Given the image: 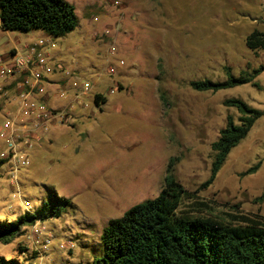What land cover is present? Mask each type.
<instances>
[{"label":"rangeland","instance_id":"1","mask_svg":"<svg viewBox=\"0 0 264 264\" xmlns=\"http://www.w3.org/2000/svg\"><path fill=\"white\" fill-rule=\"evenodd\" d=\"M64 1L78 21L71 32L56 38L0 28V54L33 39L48 41L46 64L58 83L71 77L93 83L105 103L92 104L74 128L58 129L56 141L19 173L18 190L10 184L11 163L0 170V223L38 210L53 191L69 206L58 218L34 224L53 237L51 261L91 264L103 253L100 236L108 222L157 197L167 169L188 193L190 210L222 220L264 218V113L207 183L211 144L227 117L239 116L223 102L237 98L264 112V90L252 84L215 93L190 87L224 81L227 71L237 77L264 67V49L245 43L253 31L264 33V0ZM255 82L264 87V71ZM31 227L0 244V258L22 262L18 247L32 248ZM66 241L74 248L57 250Z\"/></svg>","mask_w":264,"mask_h":264},{"label":"trees","instance_id":"2","mask_svg":"<svg viewBox=\"0 0 264 264\" xmlns=\"http://www.w3.org/2000/svg\"><path fill=\"white\" fill-rule=\"evenodd\" d=\"M77 22L74 7L64 0H0V28L4 31L41 30L60 38ZM245 43L250 50L264 49V33L253 31ZM262 71L263 66L237 77L227 71L224 81H193L190 87L197 92L215 93L252 84L264 90L255 82ZM94 102L99 106L105 99L96 94ZM223 104L239 116L236 120L228 116L211 144L214 159L207 183L213 181L230 151L264 113L237 98ZM257 167L244 174L253 173ZM187 198L186 190L167 169L157 197L133 205L120 218L108 222L100 236L103 253L91 264H264V218L235 215L229 220L217 219L190 210L184 203ZM68 206V200L50 191L49 200L38 210L0 223V244L12 243L39 220L58 218ZM18 251L24 254L22 262L0 258V264H29L35 256L27 246H19Z\"/></svg>","mask_w":264,"mask_h":264},{"label":"built area","instance_id":"3","mask_svg":"<svg viewBox=\"0 0 264 264\" xmlns=\"http://www.w3.org/2000/svg\"><path fill=\"white\" fill-rule=\"evenodd\" d=\"M47 44L48 41L38 39L23 49L9 50L6 56L0 54V101H4L6 111L0 123V140L6 150L2 160L5 164L11 163L10 184L17 190L18 173L30 164L28 152L41 140L38 132L45 134L52 127L69 125L76 113L87 109L98 94L94 90L95 84L81 83L78 77L66 81L68 89L58 82L46 81V74L50 72L46 64L48 53L44 48ZM49 45L54 47L51 42ZM64 76L70 77V74L65 73ZM51 86L57 89L56 95L63 102L59 108L48 105L42 99ZM22 206L26 210L30 208L27 201H22ZM28 239L32 245L30 251L35 254L29 264H53L50 259L53 245L51 233L42 226L34 225ZM56 248L68 252L74 244L66 241L57 244Z\"/></svg>","mask_w":264,"mask_h":264},{"label":"crops","instance_id":"4","mask_svg":"<svg viewBox=\"0 0 264 264\" xmlns=\"http://www.w3.org/2000/svg\"><path fill=\"white\" fill-rule=\"evenodd\" d=\"M38 39L39 38L30 40L28 42L26 41L22 45H18L17 48L15 47V48H12L11 50H13V49H23L25 45H27L29 43H33V42H35ZM53 74H54V71L50 69V72L46 74L45 80L49 81V82H59L58 80L55 79L54 76H52ZM60 84H61V87H63L64 89H68L69 88V85H68V83L66 81H63V83H60ZM56 90L57 89L54 86H51L47 90L46 95L42 97V99L48 105L56 107V108H59L62 105L63 102L61 101L60 98L57 97ZM92 104H95L94 100L88 106L87 109H81L79 112H77L75 117L73 118V120L70 122L69 125H62L60 127H52L45 134H43L42 131H39L38 133L41 135V140H40V142L37 145H35L28 152L30 164H29V166L27 168L29 169V167L31 165L32 157L39 149L44 148V147L48 146L49 144H52L60 136V133H59L58 129H60L61 127H65V126L74 128L75 127L74 121L77 118L84 117L85 114L88 113V109H89V107L92 106ZM11 105H13V104L11 103ZM4 107H5L4 106V101H0V123H1V121L4 119V117L6 115V111H5ZM9 109L12 110V108H9ZM5 151H6L5 150V144H4V142L2 140H0V170H2V171H3V169L5 168V165H6L4 162L1 163L3 161L2 159H3L4 155H5ZM2 155H3V157H2ZM24 169H26V168H24ZM21 170L19 171V173L21 172ZM19 173H18V185L21 187L22 184L20 183V180H19Z\"/></svg>","mask_w":264,"mask_h":264}]
</instances>
